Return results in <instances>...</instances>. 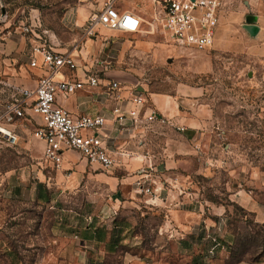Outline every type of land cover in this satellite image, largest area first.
<instances>
[{
    "label": "rangeland",
    "instance_id": "1",
    "mask_svg": "<svg viewBox=\"0 0 264 264\" xmlns=\"http://www.w3.org/2000/svg\"><path fill=\"white\" fill-rule=\"evenodd\" d=\"M95 1L0 0V49L24 37L30 50L33 33L23 31L29 27L57 50L78 51L82 73L90 64L81 51L92 38L77 26L76 14ZM153 25L155 30L149 24L143 28L153 42L148 51L138 54L137 39L123 33H98L89 60L95 66L109 57L108 72L128 75L131 85L122 86L142 88L146 98L174 95L181 105L187 100L204 104L209 150L203 158L168 169L167 125L150 128L153 165L165 168L152 180L162 191L160 198L170 197L169 207L148 204L143 195L113 207L107 193L94 187L55 188L49 190L50 202L37 205L30 201L36 193L27 186L39 188L41 171L48 184L57 169L45 160L42 141L34 136L39 118L16 123L10 127L16 144L0 136V264H264V218L244 208L237 196L243 191L264 205V57L182 48ZM188 91L191 95H183ZM14 184L23 190L12 193ZM178 185L182 192L173 190ZM182 200L204 207L205 219L192 233L184 232L170 212L182 207Z\"/></svg>",
    "mask_w": 264,
    "mask_h": 264
},
{
    "label": "crops",
    "instance_id": "2",
    "mask_svg": "<svg viewBox=\"0 0 264 264\" xmlns=\"http://www.w3.org/2000/svg\"><path fill=\"white\" fill-rule=\"evenodd\" d=\"M116 7L121 13L131 12L141 20L142 31L140 33L123 34L129 38L137 39L135 48L138 54L148 51L153 42L145 36L147 33L145 34L143 28L145 24H151L156 15L162 12L161 6L156 4L155 0H118ZM100 10L101 4L97 5L96 1L95 4L83 6L76 14L77 26L85 29L89 25L90 18L99 13ZM250 15L257 17L255 24L258 27V33L254 36L245 29L247 17ZM95 29L97 34L104 35L117 32L100 25H97ZM91 41L92 43L94 41L99 42L100 36L97 35V38L91 39ZM92 43L88 42L86 44L87 49L85 47L81 51L85 61L90 64L89 66L84 64L87 68L94 66L93 62L89 60V52L94 51ZM125 47L128 46H124V49ZM213 49L224 53L245 51L255 56L264 57V0H223L219 11ZM184 50L188 52L191 49ZM57 51L67 52L61 49ZM0 52L5 53V57L0 55V75H4L10 83L16 86L25 88H35L37 86V80L43 75V72L30 67L29 48L24 37L11 39L4 49H0ZM73 54L78 58V63L82 65L79 52L74 51ZM74 75V73L66 71L62 78L71 79ZM81 75L82 73L79 71L78 76ZM111 81L129 83L128 85L132 83L130 77L123 72H107L102 75V85L100 87L79 90L67 100H63L62 105L74 115H101L107 119L104 134L108 136L107 144L109 149L113 150L112 153L116 158L117 167L104 170L99 164H90L79 152L68 151L64 154L62 167L49 178L48 184L47 180H42L44 178L43 171L40 172L42 178L40 177L41 180L38 183L44 184L50 191L55 188L70 191L83 188L89 190L94 187L95 190H100L99 192H106L110 198L108 200L109 204L119 208L127 198L142 197L135 187V182L141 177L142 173L155 176L157 171L165 168L164 166L154 167L149 149L152 136L150 128L155 126L158 129L162 125L143 123L133 127V123L129 120L125 124L118 122L113 110L118 105L126 111L130 109L126 100L132 87H123L116 94L120 98L117 100L111 95L107 87ZM138 91L143 92L142 88H139ZM192 93L198 95V92ZM183 95L189 96L191 92H185ZM7 97L6 94L2 96L5 100ZM147 99L150 108L158 110L171 121V124L165 127L168 132L167 136L171 139L169 148L164 149V157L168 159L166 168L173 169V167L179 166L181 168L183 167L181 164L185 163V160L198 158L199 156L203 158L210 148L211 141L207 130L208 123L205 120L206 110L204 104L198 103L196 105L194 102L189 103L187 100V102L182 101L183 105H181L177 96L153 93L148 94ZM184 105L189 107L188 110ZM174 130H178V135L174 133ZM138 141L142 145L139 146ZM38 145H40V148H44L43 142ZM151 166L153 167L151 168ZM27 187L30 188L31 193H36L35 198L30 201L40 205L42 200H39V190L32 189L30 186ZM173 187H175L173 190H176V192H182L181 189H184L180 185ZM10 189L14 194H18L23 190L21 184L16 186L14 184ZM173 190H169V194L173 193ZM161 193L162 191L153 198L148 196L143 198L148 204L154 203V206L157 207H169L170 197L162 199L160 198ZM237 196L244 208L254 214H259L262 219L264 218V205L259 200H255L243 191ZM187 203H190V200L179 201L182 207L185 205L187 208L180 211L182 207L176 205L170 212L184 232L192 233L194 227L200 225L205 219L204 207L203 204L199 207L198 205L188 206ZM90 239L97 238L91 236Z\"/></svg>",
    "mask_w": 264,
    "mask_h": 264
},
{
    "label": "built area",
    "instance_id": "3",
    "mask_svg": "<svg viewBox=\"0 0 264 264\" xmlns=\"http://www.w3.org/2000/svg\"><path fill=\"white\" fill-rule=\"evenodd\" d=\"M117 1L96 0L97 5L101 4V10L90 18L85 36L97 38V25L122 33L142 31L141 20L131 12L121 13L116 7ZM155 3L161 6L162 12L149 24L150 30H155L152 26L157 23L162 34L182 48L203 50L213 47L223 0H155ZM23 31L26 35L33 33L29 39L30 67L41 70L43 75L35 88L16 86L0 75V136L16 144L18 136L10 127L37 117L40 121L34 136L44 143L45 160L55 169L62 167L64 154L68 151L79 152L90 164H99L104 170L117 167L116 158L107 144L108 136L104 134L107 119L101 115H74L62 105L63 100L79 90L100 87L102 75L111 69L112 61L109 57L99 58L94 62L95 67L83 70V75L78 76L76 72L81 67L74 51L61 53L29 27ZM66 71L75 75L71 79L62 78ZM107 87L119 100L116 94L122 90V84L111 81ZM5 94L8 95L6 100L2 98ZM126 103L130 106L128 111L119 105L113 110L121 124L128 120L133 127L143 123H170L162 113L147 107V98L140 91L130 90ZM135 187L141 195L150 198L161 191L154 187L149 173H142Z\"/></svg>",
    "mask_w": 264,
    "mask_h": 264
},
{
    "label": "water",
    "instance_id": "4",
    "mask_svg": "<svg viewBox=\"0 0 264 264\" xmlns=\"http://www.w3.org/2000/svg\"><path fill=\"white\" fill-rule=\"evenodd\" d=\"M256 22H257L256 16L250 15L247 17V25L245 26V29L253 36L258 33V27L255 24Z\"/></svg>",
    "mask_w": 264,
    "mask_h": 264
},
{
    "label": "trees",
    "instance_id": "5",
    "mask_svg": "<svg viewBox=\"0 0 264 264\" xmlns=\"http://www.w3.org/2000/svg\"><path fill=\"white\" fill-rule=\"evenodd\" d=\"M39 190V200H42L44 202H50L51 196H50V191L44 184H39L38 186Z\"/></svg>",
    "mask_w": 264,
    "mask_h": 264
}]
</instances>
